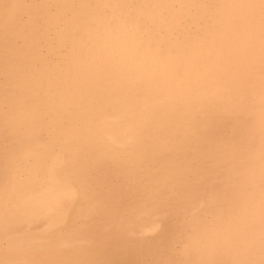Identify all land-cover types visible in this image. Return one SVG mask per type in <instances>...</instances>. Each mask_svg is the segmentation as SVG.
<instances>
[{"label": "bare ground", "instance_id": "bare-ground-1", "mask_svg": "<svg viewBox=\"0 0 264 264\" xmlns=\"http://www.w3.org/2000/svg\"><path fill=\"white\" fill-rule=\"evenodd\" d=\"M0 264H264V0H0Z\"/></svg>", "mask_w": 264, "mask_h": 264}]
</instances>
